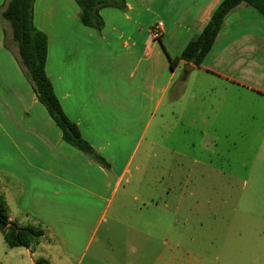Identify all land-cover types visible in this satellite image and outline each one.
Returning a JSON list of instances; mask_svg holds the SVG:
<instances>
[{
  "label": "rangeland",
  "instance_id": "rangeland-1",
  "mask_svg": "<svg viewBox=\"0 0 264 264\" xmlns=\"http://www.w3.org/2000/svg\"><path fill=\"white\" fill-rule=\"evenodd\" d=\"M7 2L0 0V14ZM78 12L74 0L34 2L33 24L47 32L51 56L91 53V29ZM208 85L198 71L177 75L169 96L181 91L179 98L162 104L143 137L105 141L101 158L112 178L125 165L128 172L100 204L90 203L66 188L91 191L84 155L63 140L74 154L55 147L61 131L0 17V198L17 225L47 229L35 250L8 248L0 233V264H264V104L241 94L233 122L203 124L200 113L215 102ZM41 181L64 188L41 192Z\"/></svg>",
  "mask_w": 264,
  "mask_h": 264
},
{
  "label": "crops",
  "instance_id": "crops-1",
  "mask_svg": "<svg viewBox=\"0 0 264 264\" xmlns=\"http://www.w3.org/2000/svg\"><path fill=\"white\" fill-rule=\"evenodd\" d=\"M221 1L125 0L122 10L102 9L99 14L103 28L100 31L91 29V45L88 46L91 53H55L56 56H51V40L47 32L41 30L47 36L45 71L55 95L63 113L75 123L95 155L104 158V142L112 135L117 140L126 141L138 131L140 138L143 137L162 104L167 101L172 104L179 98L181 91L169 96L179 74L198 71L209 84V94L215 96L210 113L199 115L203 124L211 123V120L217 126L233 122L237 115L236 100L241 94L264 104V16L253 8L239 5L227 15L200 67L183 61L170 67V59L179 56L201 33ZM157 22L163 23V30L161 36L154 39L151 32ZM57 40L62 45L63 38ZM181 81L186 82V79L183 77ZM218 130L217 127L212 131L217 133ZM94 138L103 144L98 146ZM63 143L60 134L55 141L57 150L75 153L64 148ZM83 155L79 165L91 174V191L74 182L66 188L83 191L90 203L100 204L111 190L114 192L120 186L128 172L127 165L112 178L111 173L116 171L110 164L109 169H105ZM69 170L74 171L73 168ZM96 174L98 178L93 176ZM112 179L115 180L114 189ZM41 185V192H44L45 185L64 188L59 183L45 181H41ZM2 189L0 187V194ZM52 191L57 194V190ZM1 197L3 200V194ZM7 214L9 221L14 222V215L8 209ZM40 218L41 222L54 223L44 214H40ZM50 225L52 228L58 226Z\"/></svg>",
  "mask_w": 264,
  "mask_h": 264
},
{
  "label": "trees",
  "instance_id": "trees-1",
  "mask_svg": "<svg viewBox=\"0 0 264 264\" xmlns=\"http://www.w3.org/2000/svg\"><path fill=\"white\" fill-rule=\"evenodd\" d=\"M35 0H8L0 17L11 31V40L15 44L21 65L24 67L33 86L37 101L42 104L54 124L60 129L62 140L71 147L92 158L105 169L109 165L83 139L78 127L70 121L59 104L51 81L46 71L47 36L35 28L32 10ZM78 12V21L85 27L100 31L103 20L99 14L102 9L113 8L122 10L125 0H74ZM239 5L253 8L264 16V0H222L201 33L192 39L182 53L170 59V67L180 61L187 65L200 67L210 51L213 43L223 27L225 18ZM0 233L8 248H32L37 245L43 232L33 227H19L9 221L7 209L0 198ZM37 262L36 264H41Z\"/></svg>",
  "mask_w": 264,
  "mask_h": 264
},
{
  "label": "built area",
  "instance_id": "built-area-1",
  "mask_svg": "<svg viewBox=\"0 0 264 264\" xmlns=\"http://www.w3.org/2000/svg\"><path fill=\"white\" fill-rule=\"evenodd\" d=\"M163 30V23L157 22L151 32V37L157 39L161 36Z\"/></svg>",
  "mask_w": 264,
  "mask_h": 264
},
{
  "label": "water",
  "instance_id": "water-1",
  "mask_svg": "<svg viewBox=\"0 0 264 264\" xmlns=\"http://www.w3.org/2000/svg\"><path fill=\"white\" fill-rule=\"evenodd\" d=\"M187 68H189L190 70L192 69L191 67H187Z\"/></svg>",
  "mask_w": 264,
  "mask_h": 264
}]
</instances>
